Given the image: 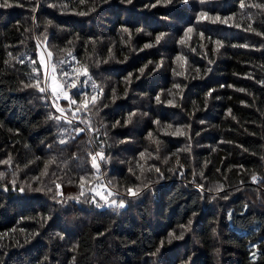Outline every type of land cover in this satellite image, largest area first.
I'll return each mask as SVG.
<instances>
[{
  "label": "trees",
  "instance_id": "1",
  "mask_svg": "<svg viewBox=\"0 0 264 264\" xmlns=\"http://www.w3.org/2000/svg\"><path fill=\"white\" fill-rule=\"evenodd\" d=\"M7 3L0 7V264H264V35L256 34L264 33V0ZM201 11L230 19L197 23ZM160 33L167 34L160 44L144 48ZM73 67L91 77H79L73 99L94 94L92 81L103 95L97 90L96 106L71 125L57 123L49 119L59 115L49 78L61 82ZM33 68L46 93L24 87ZM177 128L186 135H173ZM101 149L97 171L91 156ZM55 184L80 202L56 203ZM104 187L113 193L106 198L126 206L96 207L105 203ZM128 187L141 194L126 195ZM170 232L183 239L167 243Z\"/></svg>",
  "mask_w": 264,
  "mask_h": 264
},
{
  "label": "snow or ice",
  "instance_id": "2",
  "mask_svg": "<svg viewBox=\"0 0 264 264\" xmlns=\"http://www.w3.org/2000/svg\"><path fill=\"white\" fill-rule=\"evenodd\" d=\"M81 2H83V0H81ZM183 2L187 3L188 0H183ZM199 2L203 4V3H206L207 0H199ZM121 3L132 4L133 0H121ZM171 3H173V0H156V3L150 5V7L154 8L158 4H163L164 6H167L168 4H171ZM9 6H11V5L9 3H7V0H5V3L0 4V7H9ZM49 6L50 7H56V5H54V4L49 5ZM241 7H244V5L242 4ZM33 11H35V8L33 9ZM79 14L80 15H85L86 13L81 12ZM228 19H230V18H221L219 15L212 16L206 11H201L200 13H198L197 18H196L197 23H201V22H204V21H208V22H211V23H217V22H219V23H227ZM249 29H251V25H249ZM123 31L128 32L129 30L127 28H125V29H123ZM139 31H142V30L141 29H137V32H139ZM191 32H193V28L192 27L187 28L185 30V36H187ZM256 34L257 35H264V33H256ZM148 35L151 36L152 34L148 33ZM166 35H167L166 33H160V34L156 35L155 38H154V43H146L144 45V48L155 47L156 45L160 44L162 40L165 39ZM200 36L203 38L204 33L201 32ZM210 39L211 38L209 37V40ZM178 43L181 44V45H185L186 44V40L184 39V37H181L180 40L178 41ZM214 43L217 45V50H218V48L220 46H222V43L219 40L214 41ZM241 47H247V45H241ZM141 50H143V49H141ZM194 50L195 49H193V51ZM9 55H11V54H9ZM51 55H52V53L48 52V57L49 58L51 57ZM67 55L68 56H72L71 51H69L67 53ZM176 59L177 60H182V59H185V58L183 56H177ZM33 63H35V61H33ZM151 63L152 62L149 61V64H151ZM210 63H211V61H210ZM162 65H163V61H161L156 67L159 68ZM41 66L45 69L44 78H45V83H46L47 82L48 66L44 62V58L43 57H41ZM147 67L148 66L145 65L144 67L139 69V72H140L141 75L144 74L145 69ZM52 71L55 72V69L53 68ZM209 71H211V69H209ZM32 72L35 74L33 82L24 84V87L25 88H28V87L34 88L39 93H46V91H48V89H46V87L41 86V79H40L39 70L36 69V68H33ZM61 75L63 77H65L66 79L58 83V82H56L57 78L55 76H53V78H52V86H51V96L53 97L52 106L54 107L55 112L59 113V115H52V116L49 117V119H53L57 123H59V122H61L63 120L67 124L71 125L74 120L78 119L77 114L79 112H81V111H84V112L89 111L90 110V108H89L90 105L92 107L96 106V103H97V100H98L99 96L103 95V89L100 88L94 81H92L91 87H92V89L94 91V94H92L89 97L87 93H84L83 94L84 98L78 102L76 99H73L72 95H70V91H71V89H75V88L78 87V82H79V77L80 76L87 77L88 80H91V77L89 76L87 67H83V68L73 67L71 69V71H64V72L61 73ZM132 75H133L132 73H129L128 77L126 78L129 82L131 81ZM137 78H139V77H137ZM175 87L179 88L180 86L179 85H175ZM229 87H231V86H229ZM97 90H98L99 96L97 94H95L97 92ZM213 91H215V89L210 90L207 93V96L210 97L212 95ZM116 98L117 97L115 96V94H113V100H115ZM60 99H63V100L68 102L69 107L67 109L63 108V107H61L59 105L58 101ZM156 101L158 103L160 102V96L159 95L156 96ZM167 103L169 105L173 106V107L176 106V104L172 100H169ZM72 106H75V107L73 108ZM67 113L71 114V118H69V115ZM135 115H136V113H131L128 116L127 120H125V124L130 123L132 121L133 116H135ZM81 122H83V121H81ZM119 123L120 122L117 121V124H119ZM154 123L159 124L160 122L159 121H154ZM167 127L171 128L172 126L171 125H167ZM89 130H91V128H89ZM83 131H84V129H77V134H79L80 132H83ZM172 134L173 135H180V136L186 135L184 130L181 129V128H177L175 130V132H173ZM151 136H152V134L149 133V137L150 138H151ZM65 142L66 141H64V140L60 141V143H65ZM141 156L143 157V153L141 154ZM104 159H105V156H104L103 150L101 149V151H99L96 154L91 156L92 167L97 169V171H98L99 170L98 160L102 161ZM3 163L8 164L9 161H3ZM47 167H48V165L46 164L45 165V172L42 173L43 175H47ZM154 170L156 172H158V173L160 171L158 168H155ZM4 178H5V174L3 172H0V180H3ZM37 179H39V178H37ZM137 179H139V177H137ZM251 179H252V182L255 183V182H257L258 177L256 175H253L251 177ZM10 183L13 186V190H16V181L12 180ZM55 187H56L57 191L53 194V199L56 200V203L63 205V204H66L69 200L75 201L77 203L80 202L79 197H67V198H64L63 197V192H62V190H60L61 189V185L60 184H55ZM143 187L144 188H148V185L144 184ZM5 190H7V187H5ZM29 190L30 191H34V192H44L45 191L44 188L38 187V188H34L33 189L30 186H29ZM19 191L20 192H24L25 189L21 187L19 189ZM52 191L53 190L51 188L47 189V192H49V193H51ZM141 191H142V189L139 188V187H136V188L128 187L126 189V195L132 196V197H137V196H139L141 194ZM215 191L222 192L223 191V187L222 186L218 187L217 189H215ZM45 194H47V193H45ZM84 195H85V193H84L83 188H82L81 192H80V196H84ZM111 195H112V193H109V196H111ZM57 197H60V198L57 199ZM225 198H227V197L225 196ZM101 199L104 200V202H105L104 205H100L99 203H96L95 198L92 199V202L96 203V207H98V208L103 207V206H107V207L113 208L114 210H119V209H122V208H124L126 206V202H125L124 199H120L119 201H117L116 199L109 200L106 197H101ZM213 199H215V197H213ZM190 224H191V221H189V226H190ZM174 239H183V233H181L179 236H177L174 233L170 232L168 234L167 243H169V244L172 243V241ZM164 243H165V241H161L160 247H163ZM159 250H160V248H157L156 252H159ZM153 255H155V253H153Z\"/></svg>",
  "mask_w": 264,
  "mask_h": 264
},
{
  "label": "rangeland",
  "instance_id": "3",
  "mask_svg": "<svg viewBox=\"0 0 264 264\" xmlns=\"http://www.w3.org/2000/svg\"><path fill=\"white\" fill-rule=\"evenodd\" d=\"M47 63H48V62H47ZM47 74H49V71L47 72ZM55 77H56V76H55ZM52 78H53V76H51V77L49 78V87H50V90H51V86H52ZM56 82L59 83L58 79H57ZM109 193H112V191H111L109 188H108V189L103 188L101 191L98 192V194H100L102 197H106L105 195H108ZM112 194H113V193H112ZM99 198H101V197H99ZM83 218H85V217H83Z\"/></svg>",
  "mask_w": 264,
  "mask_h": 264
}]
</instances>
